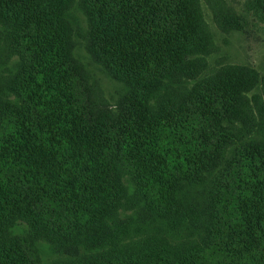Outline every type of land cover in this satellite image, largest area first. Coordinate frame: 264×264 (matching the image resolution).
<instances>
[{
	"label": "trees",
	"instance_id": "16d2710c",
	"mask_svg": "<svg viewBox=\"0 0 264 264\" xmlns=\"http://www.w3.org/2000/svg\"><path fill=\"white\" fill-rule=\"evenodd\" d=\"M71 1L0 0V50L20 52L0 116V264H42L40 240L55 264H264L256 84L200 77L196 0H82L98 64L125 84L104 110L73 60Z\"/></svg>",
	"mask_w": 264,
	"mask_h": 264
},
{
	"label": "rangeland",
	"instance_id": "374dc122",
	"mask_svg": "<svg viewBox=\"0 0 264 264\" xmlns=\"http://www.w3.org/2000/svg\"><path fill=\"white\" fill-rule=\"evenodd\" d=\"M196 3V15H199L197 19L204 38V52L201 46L198 52L203 66L200 77L205 81L212 79L215 83L223 78L250 87L256 84L248 97L254 100L253 109L264 124V106L259 101L264 98V18L258 10H253L257 5L264 7V0H196ZM70 4L75 8L71 13L78 24L74 43L71 44L73 60L85 79L94 104L103 110L113 109L123 100L125 84L113 80L98 64L88 36L89 19L82 0L71 1ZM3 23L0 16V24ZM1 39L5 41V35ZM4 44L6 47L0 50V65L3 63L0 66V116L8 108L3 110L4 105L14 99L10 90L13 80L8 67L16 65L6 61V57L11 51L14 52L11 61L20 55L12 44L6 41ZM220 69H223L222 74ZM31 232L32 228L22 223L15 234L18 238H30ZM33 243L42 264H55L58 261L59 256L52 251L49 243L41 240Z\"/></svg>",
	"mask_w": 264,
	"mask_h": 264
}]
</instances>
